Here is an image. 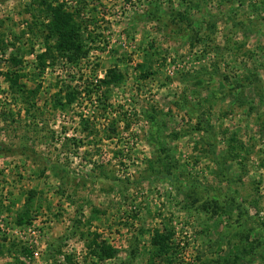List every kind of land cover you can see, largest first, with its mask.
<instances>
[{
    "label": "rangeland",
    "instance_id": "374dc122",
    "mask_svg": "<svg viewBox=\"0 0 264 264\" xmlns=\"http://www.w3.org/2000/svg\"><path fill=\"white\" fill-rule=\"evenodd\" d=\"M55 1L86 54L40 74V0H0V264H148L163 228L173 264H264V0Z\"/></svg>",
    "mask_w": 264,
    "mask_h": 264
},
{
    "label": "trees",
    "instance_id": "16d2710c",
    "mask_svg": "<svg viewBox=\"0 0 264 264\" xmlns=\"http://www.w3.org/2000/svg\"><path fill=\"white\" fill-rule=\"evenodd\" d=\"M39 6L42 10L41 12H43L48 18V22L45 25L46 34L43 39L46 48L43 53L37 55L36 57V67L38 68L40 74H42L47 68L55 65L58 60L64 59L65 61L71 63L74 61L76 62V59L81 56V54H86V51L82 53V47L78 37V29L80 28L79 25L73 22L74 17L72 14L64 11V5L62 3L55 0H40ZM183 15L184 14L181 13L179 18L183 19ZM50 40H54L55 43L49 45L48 42ZM10 61L13 62L14 66L17 65L16 59L11 58ZM4 76L7 78V81H10V83H12L14 79L16 80L17 78L21 79L24 77L23 74L16 72L11 74L10 72H6L4 73ZM120 79V75L113 69H110L106 72L105 77L97 82V85L98 87L108 86L113 83L120 82ZM69 86V84H63V88H60L59 91L53 95L54 108L65 109L72 105L79 94V91L77 92L73 87L71 88ZM10 88L13 92L21 96L22 102L27 105V107L33 106L28 103V101L30 98H36L39 92V86L30 90H26L25 86H23L24 90L23 88L20 90L18 89V86L16 87V84L12 83ZM86 92L89 94L92 92V89L87 87ZM62 94H64L63 98ZM84 123L85 125L83 129L88 130L87 120H85ZM110 130L113 131L112 126ZM159 149L160 147L158 150ZM159 152L160 154L155 161H150L148 164L151 167V170H153L152 174L155 178L162 177L163 175L169 178L170 167L168 166V161L161 155L164 154V150L160 149ZM113 182L118 185L123 184V181L117 179H113ZM213 214L216 215L217 213L214 212ZM151 232V238L149 240L151 251H149L150 254L148 256V264H173V256L169 255L175 252V248H173L171 243L174 236L173 229L163 228L161 232H159L158 229H153ZM88 248L89 255L97 258L98 260L111 258L114 255V251L109 246L98 244L96 242V238L92 239V245ZM196 259L197 261L199 260L197 257Z\"/></svg>",
    "mask_w": 264,
    "mask_h": 264
}]
</instances>
